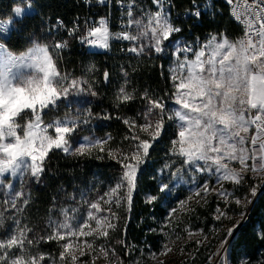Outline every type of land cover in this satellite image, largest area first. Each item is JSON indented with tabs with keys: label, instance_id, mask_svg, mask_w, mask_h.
<instances>
[{
	"label": "snow or ice",
	"instance_id": "snow-or-ice-1",
	"mask_svg": "<svg viewBox=\"0 0 264 264\" xmlns=\"http://www.w3.org/2000/svg\"><path fill=\"white\" fill-rule=\"evenodd\" d=\"M35 0H13L10 11L6 18L0 17V177L11 176L18 177L20 180V191L14 190L11 181L7 184L8 196L3 200L4 208L0 209V229L4 228L5 213L19 212L27 207L29 199L25 197L23 188L25 178L40 182L44 172L46 171V163L50 158V153L60 150L65 154L72 153L77 156H91L92 149L99 147L103 152V145H106L110 137L104 139L89 140L87 137L77 138L76 121L65 122L64 120L49 121L43 120L45 110L57 107L64 99H69L73 94L85 92L80 86L82 81L78 82L77 78H69L67 74L58 71L57 64L54 63L53 56L50 51L62 50L66 47V42H55L52 49L47 46H41L39 42L30 48L27 53H21L19 56L12 55L7 49L8 42L15 34L19 40L27 27V20L31 19L25 15L26 9L34 5ZM91 6L92 0H85ZM98 4L103 5L106 0H96ZM229 4L233 0H227ZM157 10L155 13H148V25L143 24L139 19H129L128 24L139 26L138 35H132L127 31L116 32L114 38L116 40L135 41L141 36L147 34L146 29L151 27V49L159 56L163 54L164 48L167 46L165 42L172 45L171 55L178 57L183 53L195 54V59L190 60L188 57L183 59L177 58L176 64L180 72L187 68V75H177V69L171 70V79L173 81L174 91L166 95L174 100L176 109L172 114L165 118L168 107L164 97L149 96L147 92L141 94L140 98L147 101V107L142 114L145 123L136 125L141 131L148 132L149 138H140L134 135L132 139L138 141L135 150L131 155L123 154L121 157L113 156L112 150L107 155L110 159H115L120 164L121 175L115 181V186L110 189L111 194L115 195V203L119 205L121 196L131 202L132 192L136 188L137 170L141 164L145 163L150 155V151L154 144L165 134L168 128V120L176 123L178 131L171 140V155H177L182 158V164L192 169L195 173H208L215 166V175L217 184L221 185L222 181L234 180L241 183L244 179L243 172L248 170L246 160L253 159L258 162L261 158L258 156L256 145L259 141V153H264V60L257 58V55H249V49L259 53L260 57H264V0H256L255 7L248 12L259 23V29L255 32V36L259 38V48L255 49L256 40L252 33L245 32L247 46L244 41L239 42V47L235 43H229L227 39L222 41L217 36H212L204 45H198L199 50H195L185 38L175 39L183 32V28L174 23L170 13L164 10V0H155ZM132 5H129L128 16L132 17ZM186 16L200 20L203 13L199 5L194 4L193 8L185 13ZM234 15H236L234 10ZM240 19L239 15H236ZM178 19V18H177ZM99 26H89L86 35L79 37L82 43L90 46L99 45L102 49L109 48V27L105 18L97 17ZM249 24L252 20H249ZM63 25V21L58 17L56 24L49 31L58 30ZM79 28V19L74 21L71 29H66L69 36H75ZM31 37H29V42ZM211 49L207 60H203L205 50ZM225 49H227L225 51ZM129 52L140 54L143 48L130 47ZM219 57V59H217ZM31 70V71H29ZM92 70V69H90ZM123 75L126 77L127 72ZM110 73L105 70L104 78L107 81ZM127 83V81H125ZM92 96L97 95L91 89L87 90ZM135 98L134 93H126L124 86H121L117 95L120 102H129ZM256 109L255 116L245 118V111ZM31 112V117L27 124L23 126L22 135L18 134L21 125L18 120L27 116ZM91 111H87L84 116V122L92 117ZM105 118H110L105 116ZM129 124L128 120L123 121ZM256 125V133L251 136L253 149L251 156L248 155V149L244 148L245 136L241 133H248L251 125ZM54 129V135L50 134V130ZM178 138V139H177ZM84 141H87L85 146ZM79 143L73 151L70 147L73 143ZM178 145V148H177ZM223 155H221L222 150ZM215 154V155H213ZM97 159H103L97 154ZM227 158L229 160H239L241 170L239 172L231 171L226 163L221 161ZM200 162H203L201 164ZM165 168L171 166L165 165ZM254 170V169H253ZM179 171V170H177ZM0 187H4V181L0 179ZM127 189V192L121 193V189ZM159 193H167L169 191L168 183H160L157 185ZM196 196H200L202 192L215 191L211 189L210 183L205 181L203 185H197ZM253 195L255 189L252 190ZM220 195L227 196L226 191H220ZM109 195V193H105ZM10 197V198H9ZM55 199V198H54ZM102 199V198H101ZM158 196L149 195L148 203H153ZM189 200L192 199L190 196ZM231 203V201H229ZM108 203V201H105ZM183 206L184 201L180 202ZM236 205L240 206L242 201L235 200ZM246 203V202H245ZM90 209L99 211V204L91 203ZM189 211L193 209L189 208ZM75 211V210H73ZM111 216L115 213L111 212ZM172 213L176 209L171 210ZM67 215V213H65ZM87 216L92 218V211H88ZM11 220L14 222V230L6 239H0V264H22L19 256L14 257L15 249H25V245L34 246L41 242H51L53 240H63L64 235L60 229H69L68 223L53 224L50 222L49 227L52 231L47 235L33 236L29 238L32 229L27 225L21 227V222L15 215ZM74 218V217H73ZM227 218L231 221V217L226 212H220L217 220ZM244 219V213H241V220ZM97 227H100V221L97 220ZM87 224L85 221L79 224L82 230ZM238 225L232 227L225 226L221 230L219 240V251L216 253L217 260L220 254L224 253L227 261L233 253L232 241L235 238V231ZM108 227L114 225L108 224ZM19 233L18 235L16 233ZM69 235L76 236L78 234L91 236L93 230L87 232L69 230ZM98 235L107 237V230L99 232ZM264 241V233L259 237ZM89 248L93 246L88 245ZM103 247V246H102ZM60 258L66 260L65 253L69 249V244L61 245ZM85 253L81 252L83 256ZM31 255V253H28ZM73 262L77 257L71 253ZM105 255L107 252L105 251ZM43 259V257L41 258ZM27 264H37V258L33 256ZM55 264V261H53ZM239 264H245V258H241Z\"/></svg>",
	"mask_w": 264,
	"mask_h": 264
},
{
	"label": "trees",
	"instance_id": "trees-1",
	"mask_svg": "<svg viewBox=\"0 0 264 264\" xmlns=\"http://www.w3.org/2000/svg\"><path fill=\"white\" fill-rule=\"evenodd\" d=\"M168 1L169 4L166 5L171 18L183 28L180 34L185 35L187 39L206 33L215 36L222 33L229 38L240 39L241 29L229 19L224 4L219 3V11H214L211 17L203 13L201 19L196 20L186 16L185 13L192 8L193 4L200 7L204 0ZM12 3L13 0H0V17L6 18ZM129 3L132 5L131 11L135 14L146 15L154 9L152 0H129ZM31 8V12L25 13L31 19L27 20L23 36L17 40L13 34V38L8 42L7 49L11 52H23L33 42L46 44L52 49L54 41L61 35L60 28L48 31L54 27V18L59 17L63 23L68 24L71 18L85 10L80 0H35ZM29 37H31L30 42ZM63 38L67 46L62 50L50 51L54 63L57 64L59 72L78 80L83 78L86 82L84 95H88L90 99L88 108L93 114V125L90 130L110 139L106 145H103V152L93 148L91 156L65 154L60 150L53 151L50 153L46 171L40 182L37 183L29 178L24 181L25 197L29 199V203L22 211L13 213L20 220L21 227L27 225L32 229V232L28 234L29 238L47 236L50 233L47 223L48 215L51 209L60 203V197L68 194L73 187L78 185L88 187L95 184L105 187L113 184L121 173L120 164L115 159H110L107 153L112 150L115 156V151L118 149L129 148L130 141L136 134V126L131 122L138 123L143 118L142 114L147 107V101L140 98L141 94L147 92L149 96L164 97L166 105L171 102V98L166 95L171 92V88L164 67L165 57L162 54L159 56L156 53L131 55L117 51L109 55L82 51L76 47L72 39ZM105 70L110 73L107 81L104 78ZM124 72H127L126 77L123 75ZM121 86H124L126 93H134L135 98L129 102L118 101L117 95ZM88 89L95 91L97 95L92 96ZM105 116L110 118L106 119ZM124 120H128L129 124H125ZM167 123L169 125L167 131L154 144L147 161L137 170V183L132 192L131 202L129 203L126 198L123 199L116 211L118 216L113 223L114 227L108 229L109 235L105 241L112 242V249L117 252L123 262H127L130 258V254L125 249L129 243L133 244V249L141 246L156 252L160 247L162 228L168 232L177 231L186 222L205 228L213 221L212 211L217 202L212 193L205 194L197 202L192 203L187 210L174 208L176 212L166 216V208L174 206L185 192L181 187L163 194L157 189L156 168L163 160L173 159L168 153L167 139V134L173 133V126ZM97 154L103 159L95 158ZM174 163L176 165L173 172L177 173L182 165L177 164L176 161ZM243 177V181L236 185L226 183L229 188H240L245 192L244 204L236 207L239 212L247 207V201L253 196L252 190L258 189L264 182L261 178H253L246 174ZM251 186L252 189L249 190ZM142 192L161 196L159 195V199L155 202L148 203L142 198ZM237 193L240 195L241 191ZM160 198H163V204L160 203ZM189 208L193 210L189 211ZM232 220L228 221V225H231ZM161 223L162 226H160ZM261 233H264V185L253 197L243 221L235 232V238L232 241L234 250L229 257L231 262H234L239 254H242L247 261H253L258 256L264 257V241L259 238ZM192 249L196 251L185 256L180 264L189 262L204 264L206 255L197 257L200 246H194ZM59 255L60 247L56 240L41 242L34 246L25 245V249H21L23 259L30 260L35 256L37 262H40L42 260L40 257L43 256L56 258Z\"/></svg>",
	"mask_w": 264,
	"mask_h": 264
},
{
	"label": "rangeland",
	"instance_id": "rangeland-1",
	"mask_svg": "<svg viewBox=\"0 0 264 264\" xmlns=\"http://www.w3.org/2000/svg\"><path fill=\"white\" fill-rule=\"evenodd\" d=\"M153 1L154 9L151 13H155L157 10V5L155 4V0ZM130 5V3H129ZM129 7V6H128ZM129 10V9H128ZM164 10L169 13V10L167 8L166 2H164ZM32 11V8H27L25 13H29ZM128 14V11H127ZM127 23L129 19H139L143 22V24L148 25V19L147 14H135L133 13L132 17L127 16ZM154 25H149L146 29L147 34L144 36H141L138 40L135 41H127V54L131 55H139L137 53L129 52L128 49L130 47H136V48H143L144 51L140 54H148V53H155L150 45L152 43L151 41V27ZM139 26L132 24H128V32L132 35H138L139 32ZM215 36V35H212ZM211 36V37H212ZM217 37L222 41L223 39H227L229 43H235L237 47H239L240 39L235 40L233 38H229L225 36L224 34L220 33L217 35ZM185 38L187 40V37L183 34H179V36L173 37V40ZM207 41H203L200 45L206 44ZM36 42L31 43L23 52L20 53H14L11 52L14 56H19L21 53H27L28 50L32 47H34ZM41 46H47L46 44L39 43ZM167 45L164 48L163 56L165 57V72L170 84L171 92L174 91L173 88V81L171 79V70L177 69V75H187V68L183 70V72H180L178 69V65L176 64L177 58L183 59V57H188L190 60L195 59V55L193 53H183L182 55H178V57H174L170 54L172 51V45L165 42ZM50 48V47H49ZM197 50L198 47H197ZM227 49H225L226 51ZM211 53V49L205 50V56L202 57L203 60L208 59V55ZM50 54V53H49ZM51 55V54H50ZM194 55V56H193ZM257 55V58L260 60H264V57H260L259 54ZM219 59V57L217 58ZM31 71V70H29ZM61 73V72H60ZM65 74V73H62ZM71 79V77H69ZM79 81H82L83 83L80 84L81 87L85 88V81H83V78ZM88 95H84L83 93L79 94H73L69 99H64L62 102L59 103L57 107H53L51 109L45 110V114L43 115V120L47 123L49 121H59L64 120L65 122H70L75 120L76 121V133L75 137L77 138V141L79 138L87 137L89 140H96V139H104L105 136H99L95 133H93L90 130L91 125H93V118L91 117L88 119L87 123L84 122V116L86 115V112L89 111L88 103H89ZM168 112L165 114V118L167 120V117L172 114L173 110L176 109V105L174 103V100L171 99V102L167 104ZM245 118L247 119L249 116H255L257 114L256 109H252L250 111H245ZM31 117V112L29 111L27 116H24L18 120V123L21 125V128L18 130V134L22 135L23 133V126L27 124L28 120ZM172 126H173V133L167 134L168 139V153L170 154V149L172 147L171 140L175 137V133L178 131V128L176 126V123L168 120ZM132 125H141L145 123V119L142 118L138 123L135 124V121L131 122ZM255 124L251 125L249 127L248 133H241L242 136H245V143L243 145L244 148L248 149V155L251 156V152L253 149V145L251 142V130L254 127ZM135 135H138L140 138H149L148 132L141 131L138 126H136ZM50 134L54 135V129L50 130ZM178 139V138H177ZM85 146H87V141H84ZM138 143V141H134L133 139L130 141L129 148L124 149H118L115 151V157H121L123 154L131 155V152L135 150V145ZM79 146V143H73L70 145L72 150H75V147ZM178 148V145H177ZM97 150H100L99 147H96ZM259 143L256 145V150L258 153V156L261 157L258 162H254L253 159L246 160V165L248 166V170L243 172V175L246 174L250 177L255 178H261L264 180V153H259ZM223 151H227V149L222 150L221 155H223ZM71 153V152H70ZM171 155V154H170ZM215 155V154H213ZM173 159L167 161L163 160L162 163L158 168H156V174H155V181L156 184L160 183H168L169 184V190L175 189L176 187H181L184 189V196L180 198L179 201H177L174 206H170L166 208V216L172 213V209L176 208L178 210H187L189 206H192V203L197 202L199 199H201L205 194L212 193L215 196V201L217 202L212 211V219L213 221L210 222V224L203 228L202 226H194L192 222H186L184 226L177 231H171L168 232L165 231L164 228H162V235H161V243L159 249L154 252L152 250H148L146 248H143L141 246H137V249H133V244L129 243L126 245L125 249L130 254V258L127 262H123L122 259H120L117 252L112 249V242L105 241L106 238L104 236L98 235L99 232L107 230L108 232V224L113 225V223L117 220V208L120 204H122V201L124 199L123 196H121L120 203L117 205L115 203V195L111 194L110 189L115 186V181L119 178L118 175L117 178L114 180L113 184L107 185L105 187H102L100 184L90 185L88 187L83 185H78L72 188V190L66 194L60 197L59 201L60 203L57 204L56 207L52 208L47 219V223L49 226V223L51 222L53 226L56 224L61 223H68L69 229H60L61 233L64 235L63 240H56L59 244L60 251L62 244H69V249L65 253L67 259L61 260L60 255L56 258L51 257H45L43 256V259L40 262H37V264H53V261H55V264H180L182 262V259L189 255V253H193V251H196V249H192L194 246L198 247L200 246L201 249L198 251L197 257L206 255L204 264H239L241 258H245L242 254L237 255L234 262H231L230 259L227 261L225 260V255H220L219 260H216V253L219 251V240L221 235L223 233L221 232L222 229L225 228V226L232 227L233 225H236L239 220L241 219V213L246 210V208L239 212L236 210V207H241L244 204V191L240 188L234 189L227 187L226 183H233L234 185L238 184L234 180L230 181H222L223 189H221V185L217 184L216 182V175H215V166L212 167L211 171L208 173H195L192 171V169H189L186 165L182 164V158L177 155H171ZM181 164L182 168L180 171L173 172L176 163ZM222 163H226L228 165V168L231 171L239 172L241 170V164L239 160H229L227 158H224ZM203 164V162H200ZM165 165H169L171 167L165 168ZM254 169V170H253ZM4 181V187H0V209L4 208L3 200L6 196H8L7 191V184L9 181L14 185L15 191H20V180L18 177H11V176H4L0 177ZM27 177L25 178V180ZM24 180V181H25ZM205 181H208L210 183L211 189H215V191H209V192H202L200 196H196L195 192L198 190L197 185H203ZM264 183V182H263ZM264 185V184H263ZM249 190L252 189V186L248 188ZM257 189H255L256 191ZM24 194H26L25 189L23 188ZM220 191H226L227 196L220 195ZM237 191H241V194L239 195ZM121 193L127 192V189H121ZM105 193H109V195H105ZM142 198L147 200V197L149 194L147 192H142ZM160 194H155V196L159 197ZM161 196V195H160ZM192 197L191 200H189V197ZM163 197V196H162ZM253 197V196H252ZM252 197L247 201V206L249 205ZM10 198V197H9ZM102 198V199H101ZM240 199L242 201V204L240 206L236 205L235 200ZM105 201H108V203H105ZM181 201H184L185 204L182 206ZM231 201V203L229 202ZM99 204V211L95 209H90L91 203H97ZM160 203L163 204L164 200L163 198H160ZM109 208L111 209L112 213H115V216H111L109 213ZM75 210V211H73ZM92 211L93 216L92 218H89L87 216L88 211ZM220 212H226L228 217H231L232 223L231 225H228V219H222L217 220L216 216ZM67 213V215H65ZM14 215L13 212H6L5 213V223L4 228L0 229V239L6 240L13 232L14 230V222L11 220V216ZM74 217V218H73ZM165 217V216H164ZM100 221V227H97L96 221ZM87 221L86 226L81 230L79 228V224L84 223ZM162 226V223L160 224ZM50 232L52 231V228L49 227ZM69 230L77 231V233H80L81 231L87 232L89 230H93V234L91 236H84L81 234H78L76 236L69 235ZM175 233V234H172ZM222 233V234H221ZM19 234L18 232L16 233ZM172 234V235H171ZM101 238V239H100ZM91 244L93 247L89 248L88 245ZM103 246V247H102ZM14 251V257L19 256L22 264H27L28 260H25L21 257V249H15L10 250ZM105 251L107 252V255H105ZM137 251V252H136ZM81 252H84L85 254L82 256ZM69 253L75 255L77 257V260L75 262L72 261L71 255ZM42 258V257H40ZM31 260V259H30ZM187 264H194L193 262H189ZM245 264H264V257L258 256L253 261H247L245 259Z\"/></svg>",
	"mask_w": 264,
	"mask_h": 264
},
{
	"label": "built area",
	"instance_id": "built-area-1",
	"mask_svg": "<svg viewBox=\"0 0 264 264\" xmlns=\"http://www.w3.org/2000/svg\"><path fill=\"white\" fill-rule=\"evenodd\" d=\"M80 2L85 7L84 12L71 18L68 24L63 23V25L59 26L61 35L60 38H57L54 41V44L57 41L63 42L64 39L63 37H65L72 39L76 47H78L82 51L101 52L109 55L118 51L119 53L126 54L127 41L116 40L114 38V34L116 32H124V31L128 32V23H127V18H128L127 11L129 6L128 0H106V3H104L103 5L98 4L96 0H92L91 6H89V4L85 2V0H80ZM164 2H166V4H169L168 0H164ZM219 3L225 5L226 13L229 19L240 27L241 29L240 41H244L245 46H247L248 37H246L245 32L249 31L252 33L253 37L256 40L255 49H258L260 46L259 38L255 36V32L259 29V23L254 17L248 14V12L255 7L256 0H233L232 4H229L227 0H204L199 8L202 13L207 14L208 17H211L214 11L216 12L219 11V6H218ZM234 10L236 15L240 16V19L236 18V15H234ZM97 17L105 18L108 22L107 26L109 27V32H110L108 49H102L99 47V45L90 46L87 43H82L81 40L79 39L80 36L86 35L87 27L99 26L98 21L94 23ZM57 18H54L53 25L56 24ZM77 18L79 19L78 32L75 36H69L68 31L66 29L73 28L74 21H76ZM249 20H252L251 24L248 23ZM172 21L176 23L173 19ZM211 36L212 34L210 33L202 34L200 36L194 35L190 39H187V42L191 44L195 50H197V46L200 45L203 41H208L211 38ZM248 54L253 55L259 53L257 51H254V49L250 48ZM256 131H257L256 125H254L250 135L252 136L253 134L256 133ZM257 143H259V141Z\"/></svg>",
	"mask_w": 264,
	"mask_h": 264
},
{
	"label": "water",
	"instance_id": "water-1",
	"mask_svg": "<svg viewBox=\"0 0 264 264\" xmlns=\"http://www.w3.org/2000/svg\"><path fill=\"white\" fill-rule=\"evenodd\" d=\"M264 184V183H263ZM263 184L255 191V194L253 195V197L256 195V193L258 192V190L263 186ZM253 197H252V199H253ZM252 199H251V201H252ZM251 201H250V203H249V205L247 206V208H246V210L244 211V217H245V214H246V212H247V210H248V208H249V206H250V204H251ZM243 220H239V222L236 224V225H240V223L242 222ZM238 226H237V228H238ZM237 228H236V230H237ZM236 232V231H235Z\"/></svg>",
	"mask_w": 264,
	"mask_h": 264
},
{
	"label": "bare ground",
	"instance_id": "bare-ground-1",
	"mask_svg": "<svg viewBox=\"0 0 264 264\" xmlns=\"http://www.w3.org/2000/svg\"><path fill=\"white\" fill-rule=\"evenodd\" d=\"M128 3H129V0H128ZM128 9H129V7H128ZM127 19H128V18H127ZM126 54H127V53H126ZM222 254H224V253H221L220 255H222ZM216 260H217V256H216L214 262H216ZM213 264H214V263H213Z\"/></svg>",
	"mask_w": 264,
	"mask_h": 264
}]
</instances>
